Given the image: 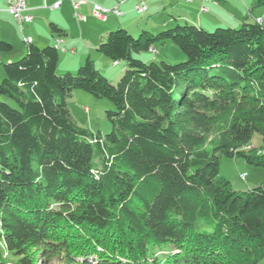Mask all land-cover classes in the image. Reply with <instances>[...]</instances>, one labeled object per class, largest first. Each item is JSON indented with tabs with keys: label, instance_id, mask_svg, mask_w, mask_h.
<instances>
[{
	"label": "trees",
	"instance_id": "1",
	"mask_svg": "<svg viewBox=\"0 0 264 264\" xmlns=\"http://www.w3.org/2000/svg\"><path fill=\"white\" fill-rule=\"evenodd\" d=\"M175 25L108 33L117 84L91 58L59 75L56 45L3 64L0 264H264V181L238 191L220 173L222 157L264 167V24ZM167 41L186 60L135 55ZM75 89L113 102L111 132L76 122Z\"/></svg>",
	"mask_w": 264,
	"mask_h": 264
},
{
	"label": "crops",
	"instance_id": "2",
	"mask_svg": "<svg viewBox=\"0 0 264 264\" xmlns=\"http://www.w3.org/2000/svg\"><path fill=\"white\" fill-rule=\"evenodd\" d=\"M26 1L31 8L30 12L34 15V20L31 23L25 24L23 29H21L19 23L8 11H0V42L7 41L14 47L16 42H21L19 38L21 33L23 37L21 42L23 51H19L20 53L27 51L28 45L24 41V38L30 37L32 43L40 47L46 45H56L57 48L66 47L67 50L65 51L58 50L67 57L66 61L69 62V65L66 69H71L69 67H73V63L76 61H83L84 63L87 58H91L102 73H107L106 71L109 68L108 60L110 59L98 50V45L107 37L106 35H108L109 31L117 27L131 28L132 32H135L141 31L144 28H150L151 30L166 28L181 21L203 26H222L226 25V23L228 25L240 24L246 16H251L255 21L258 18H262L261 22L264 24V14L257 9L256 0H227L220 1L219 3H215V0H197L198 2L196 1L197 5L195 7L200 6L201 8L202 5H206L209 8L207 12H202L201 9L195 7L182 5L179 0H141L145 1L147 5V10L144 12L147 17L145 21L136 23L126 18V15H129L131 11V7L125 8V5L130 0H126L123 3L120 2L121 0H86L80 8V11L85 16L84 19H79L76 16L74 7L68 0H64L56 8L50 7L56 0ZM150 2L151 5L149 6ZM93 3H99L109 8L119 5L120 9L124 12L122 16L125 17L121 18V16L110 14L106 21L99 20L93 15ZM136 3L133 4V9H135ZM6 5L7 0H0V6L6 7ZM148 17H152V19L150 20ZM51 23L64 28L66 34L58 37V35L52 32ZM99 23H102V29L99 27ZM58 39L61 41H57ZM154 47L152 48L153 51L156 50V47ZM15 55H17L16 51L7 53L6 55L0 53L1 59L6 57L7 61L13 60ZM2 75L4 76V72ZM249 188L247 186L244 190Z\"/></svg>",
	"mask_w": 264,
	"mask_h": 264
},
{
	"label": "rangeland",
	"instance_id": "3",
	"mask_svg": "<svg viewBox=\"0 0 264 264\" xmlns=\"http://www.w3.org/2000/svg\"><path fill=\"white\" fill-rule=\"evenodd\" d=\"M138 1L130 0L129 3L125 5V8L131 7V11L129 15H126V18L131 20V22L133 23L145 21L147 17L146 13H140V12H137L135 9H133V4L135 2L138 3ZM179 1L182 3V5H185L187 7H195L198 2L197 0H195L192 3H188L186 0H179ZM150 5H151V2L149 3V6ZM256 7L264 14V5L262 6L256 5ZM195 8L200 9V6L199 7L197 6ZM183 9H186V8H183ZM124 17L125 16H121V18H124ZM149 19L151 20L152 17H150ZM247 21L255 22V20L251 16H247ZM185 22L186 21H181L180 23L184 24ZM241 24L242 23L228 25L226 23V25H222V26L221 25L219 26L204 25L205 27L203 25H200V26H202L206 30L213 31L217 27H240ZM98 25L99 27H101V29L103 28L102 23H99ZM174 26L176 25L174 24L166 28H157V29H152V30L149 28L147 30L152 31L154 33H158L162 30H165V29H168ZM116 29H118V27ZM127 30L130 31L135 37H138L141 32V31L132 32L131 28H128ZM19 38H20V41L22 42L23 37L21 33H20ZM21 42L20 43L16 42L11 52H2V54L6 55L7 53H12L16 51L17 55H15L13 60H19L23 55L26 54V51H24V53H20L23 51V45ZM155 47H156L155 51L151 49L150 51H142L140 53H135V55L137 58H141L148 62L164 60L168 63H178V62H182L186 60V54L184 53V51L178 46H176L174 43H172L171 41H167L165 43L158 42L155 44ZM59 59H60L59 60L60 63L57 68V73L59 75H62L68 71L75 73L78 67L81 64H83V61L81 62L76 61L75 63H73V67H69L71 69H66V67L69 65L68 64L69 62L66 61L67 57L61 51H59ZM6 61H7L6 57H3L2 59H0V81L4 77L2 75V73L4 72L3 64ZM108 61H109L108 62L109 68L106 71L107 73L103 72L102 74L106 76L113 84H117L127 67L126 62L121 61L117 65H114L115 64V63L113 64L114 61L112 60H108ZM0 100L9 102L13 106L16 105L14 100L6 96L0 95ZM68 106L76 122L80 126L87 128L94 134L97 132H101L102 134H107L112 131L113 124L108 118L107 112L110 110H114L115 106L113 102L109 100L108 98H99V97H96L90 94L89 92L85 90L75 89L72 93V96L68 99ZM261 145H262V136L260 133L255 132L251 140V144L247 146V148H256V147L259 148L261 147ZM220 173L221 175L227 177L231 182L232 188L238 191L244 190V188H246L247 186L248 188L249 187L251 188V186L254 187L257 184H260L261 182L264 181V167L250 164L246 162V160H244L243 158L222 157L221 164H220ZM245 173H246V178L243 179L242 174H245ZM40 264H44V263L41 262Z\"/></svg>",
	"mask_w": 264,
	"mask_h": 264
},
{
	"label": "built area",
	"instance_id": "4",
	"mask_svg": "<svg viewBox=\"0 0 264 264\" xmlns=\"http://www.w3.org/2000/svg\"><path fill=\"white\" fill-rule=\"evenodd\" d=\"M44 1H47V0H44ZM63 1L64 0H56L50 7L51 8L59 7ZM68 1L72 3L76 16L79 19H84L85 16L80 11V8L86 2V0H68ZM125 1L126 0H121L120 2L123 3ZM187 1L194 2L195 0H187ZM204 1H209V0H204ZM224 1H227V0H224ZM143 3H145V1H140L135 4L134 7L137 12L142 10ZM200 9L202 12H207L209 8L206 5H202ZM2 10L8 11L13 16V18L19 23L21 29H23L25 24L31 23L34 20V15L30 12L31 8L28 6L26 0H7L6 7L0 6V11ZM92 12H93V15L97 19L102 20V21H106L110 14L120 16V13H124L120 9L119 5H115L109 8V7L102 6L99 3H93ZM259 19L262 20V18H259ZM24 41L26 43L32 42L30 37H25ZM57 41H61V40L58 39ZM57 49L58 50L66 49V47H60ZM0 59H1V56H0ZM245 177H246V174H243L242 178L245 179Z\"/></svg>",
	"mask_w": 264,
	"mask_h": 264
},
{
	"label": "bare ground",
	"instance_id": "5",
	"mask_svg": "<svg viewBox=\"0 0 264 264\" xmlns=\"http://www.w3.org/2000/svg\"><path fill=\"white\" fill-rule=\"evenodd\" d=\"M220 1H224V0H215V3H219ZM147 10V5L145 3H143L142 6V10L139 11L140 13H144ZM124 13H120V16H122ZM259 22H261V19H257ZM62 51H65L66 49H61ZM115 64H117V62H115Z\"/></svg>",
	"mask_w": 264,
	"mask_h": 264
}]
</instances>
